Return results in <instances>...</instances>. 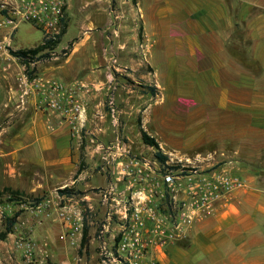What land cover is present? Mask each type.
Instances as JSON below:
<instances>
[{
	"label": "crops",
	"instance_id": "1",
	"mask_svg": "<svg viewBox=\"0 0 264 264\" xmlns=\"http://www.w3.org/2000/svg\"><path fill=\"white\" fill-rule=\"evenodd\" d=\"M112 2L66 0L57 54L29 63L33 76L73 87L88 133L98 134V148L110 128L103 101L112 97L124 103L119 111L139 118L132 127L139 138L142 128L166 157L180 152L194 163H221L244 179L246 186L195 223L185 242L165 247L163 264H264V0H116L122 10ZM68 11L89 22L57 50ZM125 17L140 30L125 24ZM9 56L4 75L29 114L28 145L55 172L71 168L79 134L72 136L68 125L42 110L38 96L20 84L23 75L33 76ZM99 114L104 121L94 128ZM139 142L140 149L155 150ZM189 147L221 150L191 157L182 153Z\"/></svg>",
	"mask_w": 264,
	"mask_h": 264
},
{
	"label": "rangeland",
	"instance_id": "2",
	"mask_svg": "<svg viewBox=\"0 0 264 264\" xmlns=\"http://www.w3.org/2000/svg\"><path fill=\"white\" fill-rule=\"evenodd\" d=\"M17 3H19L18 0H0V16L4 13L2 11H8L13 4ZM122 6L113 0L114 9L122 10L124 9ZM68 14L70 16L68 29L57 50L66 44L68 39L78 38L81 34L80 28L89 22L80 13L68 11ZM64 19L59 39L64 27ZM124 21L130 27H135L137 31L140 30L139 24L134 25L132 19L125 17ZM43 34L41 27L34 21L20 22L14 29L7 24L0 26V233L5 230L6 220L14 219L11 231L4 238L0 237V264H120L115 251L118 220L116 214L108 218L107 205L103 202L102 195L110 186L115 187V191H123L124 187L123 183L117 180L119 167L116 162L107 164L102 159V155L113 149L116 139L132 155L152 159L155 150L138 147L141 138L136 130H132V127L133 124L139 126L137 122L139 118L132 115L128 118V114L119 111L124 105L123 102L117 104L116 99L106 97L102 108L106 116L105 124H109L110 128L105 140L100 141L98 138L99 148L95 145L97 132L88 133L85 119H83L80 123L78 142L73 144L77 154L74 166L57 169L55 172L53 165H46L39 159L40 155L36 147L29 146L26 139L29 114L22 108L23 102L20 96L11 92L13 83L10 78H7L8 76L4 75V66L5 61L10 59L9 55L14 56L19 64L15 67L25 63L24 72L28 73V76H33L34 69L29 63L36 60L26 63L13 55L12 51L18 49L16 46L33 47L40 44L41 41L43 42ZM10 38L13 39L12 42ZM56 44L53 49L43 52L47 53V57L38 60L43 61L56 55ZM64 51L66 50H61L59 53L62 54ZM128 81L133 83L131 79ZM128 111L130 112L131 109ZM102 119L100 114L94 120L92 119L93 127H97V122L104 121ZM90 136L94 138L93 143L90 141ZM88 145L89 147L86 148ZM90 150H93L94 154L90 155ZM214 150L221 149L189 147V149H183L182 153L197 157L198 152L207 155L209 151ZM170 155L173 161L181 159L187 163L188 168L194 166L202 171L212 168L220 169L222 165L221 163L212 165L194 163L182 157L180 152ZM64 187L72 188L73 193L70 195L59 193L58 190ZM130 194L127 195L128 198ZM156 206L163 211L161 208H164L163 203L157 202ZM61 212H64V215H61ZM65 215H69L70 218L66 219ZM73 218L79 221L80 228L72 236L76 242L70 243L72 234L70 221ZM103 225H108L105 239L108 249L113 253L110 256L101 253L98 235ZM85 230L87 242L82 245ZM186 237H188V231ZM186 237L177 243L185 242ZM25 239H30L34 243L31 258H28L20 247V242ZM162 252L158 255L160 264H163ZM106 257L112 259L108 260Z\"/></svg>",
	"mask_w": 264,
	"mask_h": 264
},
{
	"label": "built area",
	"instance_id": "3",
	"mask_svg": "<svg viewBox=\"0 0 264 264\" xmlns=\"http://www.w3.org/2000/svg\"><path fill=\"white\" fill-rule=\"evenodd\" d=\"M1 15L0 26L16 28L20 22L34 21L43 31V42L56 40L60 35L65 12V0H18ZM16 3V1H15ZM24 83L37 96L42 110L53 113L59 123L68 125L71 135L78 136L83 120L84 105L73 87L55 78L23 75ZM113 149L102 159L119 167L117 180L123 191L110 186L102 195L110 219L118 220L116 255L120 264H160L158 255L169 244L186 237L187 231L197 222L212 215L220 202L243 189V178L225 169L202 171L187 163L164 161L132 155L116 139ZM129 195V198L127 195ZM164 204L160 211L156 203ZM64 215V212H61ZM69 219V215H65ZM72 237L80 228L73 218L70 221ZM108 225H103L98 237L101 253L113 255L105 239ZM28 258L32 257L34 243L30 239L20 242ZM111 260V257H106Z\"/></svg>",
	"mask_w": 264,
	"mask_h": 264
},
{
	"label": "trees",
	"instance_id": "4",
	"mask_svg": "<svg viewBox=\"0 0 264 264\" xmlns=\"http://www.w3.org/2000/svg\"><path fill=\"white\" fill-rule=\"evenodd\" d=\"M58 39L44 41L33 48L18 49V50L12 51V54L16 55L18 58H20L22 61L26 63L30 62L33 59L38 60V59L48 56L47 53H43V52L48 49H53L55 44L58 42ZM139 130H140L141 141L148 146L154 147L155 148L154 156L157 159L164 161L167 157L163 155V153L160 151L159 145L156 142V140L150 135H148V133L144 131L142 128H140ZM80 164H82V161H80ZM73 191L74 190L72 188H68V187H64L58 190V192L61 193L62 195H70L73 193ZM14 192H17V191H14ZM13 224H14V219L8 218L6 220L5 230L0 233L1 238H4L7 235V233L11 231ZM86 242H87V237H86V230H85L83 237H82V245H84Z\"/></svg>",
	"mask_w": 264,
	"mask_h": 264
}]
</instances>
